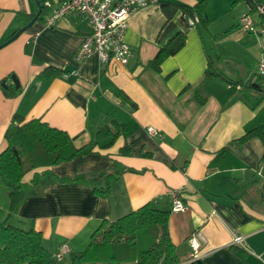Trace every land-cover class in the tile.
I'll use <instances>...</instances> for the list:
<instances>
[{"label":"crops","instance_id":"crops-1","mask_svg":"<svg viewBox=\"0 0 264 264\" xmlns=\"http://www.w3.org/2000/svg\"><path fill=\"white\" fill-rule=\"evenodd\" d=\"M234 1L207 0L208 28L192 27L183 48L163 61L160 72L149 65L162 46L156 36L166 16L158 3L132 14L126 40L134 55L125 65L101 63L97 54L77 62L74 54L91 32L88 18L70 13L49 26L51 8L44 6L40 18L0 48V152L14 114L23 120L41 117L66 130L78 147L113 119L128 132L109 147L100 142L90 153L27 171L22 203L10 216L9 187L0 174V220L23 228L33 220L47 250L55 254L66 246V259L87 246L104 219L151 202L170 211L171 238L186 244L185 262L238 264L230 249L236 243L248 252V264H264V146L259 138L235 140L264 123L262 94L251 87L261 85V40L240 24L248 5ZM37 11L36 0H0V43ZM209 58L238 83L207 77ZM48 65L64 73L39 81ZM11 74L20 86L14 97H6L2 81L10 76L7 83L15 82ZM148 125L158 133L150 135ZM125 143L132 146L129 155L119 153ZM101 171L113 176L97 178ZM107 183L108 193H96ZM175 189L184 210H173ZM235 235L242 241L235 242Z\"/></svg>","mask_w":264,"mask_h":264},{"label":"trees","instance_id":"trees-1","mask_svg":"<svg viewBox=\"0 0 264 264\" xmlns=\"http://www.w3.org/2000/svg\"><path fill=\"white\" fill-rule=\"evenodd\" d=\"M263 1L235 0L233 5L245 2L254 9L257 3ZM157 3L166 18L156 36L157 42L162 43V46L149 65L160 72L163 61L183 48L187 32L194 26L201 30L207 29L210 19L207 0H198L192 5L170 0H158ZM190 18L198 21L191 25ZM4 42L0 43V48ZM63 73L64 69L48 65L39 72L38 80L45 81ZM206 76L238 83L218 69L211 58L208 59ZM8 78L10 76L2 81V84L5 82L3 91L6 97H14L19 87L15 82L8 84ZM251 87L261 93L264 100V87L258 82H253ZM37 88L38 84L33 85L29 95L33 96ZM127 132L126 124L113 119L95 132L93 140L78 147L66 130L50 125L41 117L23 120L18 114H14L5 132L7 145L0 152V174L9 187V216L22 203V185L27 171L90 153L100 142H103L102 147H109ZM253 138H259L264 146V123L246 129L235 140L245 143ZM119 153L131 154V144L125 143L120 147ZM103 175L110 178L113 173L101 171L97 178ZM95 191L106 194L110 191V185L107 183L105 187L96 188ZM170 214L169 210L147 202L116 219H104L93 231L84 249L73 251L68 258L61 260L44 246L42 233L35 228L33 220L27 228L11 224L8 219L0 220V264H208L201 258L186 262L183 260V248L186 244L177 245L173 242L169 229ZM230 249L239 257L238 264H248V252L245 248L235 243Z\"/></svg>","mask_w":264,"mask_h":264},{"label":"built area","instance_id":"built-area-1","mask_svg":"<svg viewBox=\"0 0 264 264\" xmlns=\"http://www.w3.org/2000/svg\"><path fill=\"white\" fill-rule=\"evenodd\" d=\"M158 0H59L55 3L47 0L45 7L51 8V13L46 16L45 22L49 26L56 25L70 13H79L88 18L91 32L87 34L80 47L74 54L77 62H82L93 54H97L101 63L127 64L134 55L132 46L126 40L129 20L133 13ZM198 19H189V24L194 25ZM240 24L247 31L256 32L261 40V54L257 67V74L261 85L264 87V1L257 3L252 9L240 15ZM150 135H156L158 130L153 125L147 126ZM173 210L179 211L186 208L179 190L171 192ZM242 236L235 235L234 241L241 242ZM192 245L196 244L192 241ZM67 247L63 246L55 253L59 260L64 258Z\"/></svg>","mask_w":264,"mask_h":264},{"label":"water","instance_id":"water-1","mask_svg":"<svg viewBox=\"0 0 264 264\" xmlns=\"http://www.w3.org/2000/svg\"><path fill=\"white\" fill-rule=\"evenodd\" d=\"M37 4H38V11L36 12V14L29 20V22L27 24H25L24 26L20 27L12 36H10L4 43L3 46L5 44H7L8 42L12 41L13 39H15L21 32H23L24 30L28 29L35 21L36 19L40 16V14L42 13L43 10V4L41 2V0H36ZM14 81L16 83V86L19 87L20 83L18 81V79L15 77V75H13ZM3 85L5 86V82H3Z\"/></svg>","mask_w":264,"mask_h":264},{"label":"rangeland","instance_id":"rangeland-1","mask_svg":"<svg viewBox=\"0 0 264 264\" xmlns=\"http://www.w3.org/2000/svg\"><path fill=\"white\" fill-rule=\"evenodd\" d=\"M208 42H209V41H208V39H207V43H208ZM211 53H212V52H211ZM212 55H213V54H212ZM226 59H227V57H226ZM223 60H224V59H223ZM230 60H231V59H230ZM231 62L234 63V64H236V60H235V59H232ZM25 164H27V161H26V160H25Z\"/></svg>","mask_w":264,"mask_h":264}]
</instances>
